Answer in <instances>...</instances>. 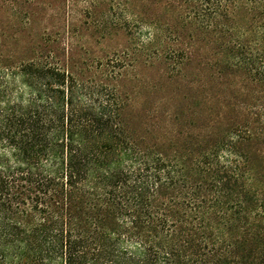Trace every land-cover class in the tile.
Segmentation results:
<instances>
[{"label": "trees", "instance_id": "obj_1", "mask_svg": "<svg viewBox=\"0 0 264 264\" xmlns=\"http://www.w3.org/2000/svg\"><path fill=\"white\" fill-rule=\"evenodd\" d=\"M123 1L90 78L46 34L0 55V264H264V0ZM159 60L204 83L137 107Z\"/></svg>", "mask_w": 264, "mask_h": 264}, {"label": "rangeland", "instance_id": "obj_2", "mask_svg": "<svg viewBox=\"0 0 264 264\" xmlns=\"http://www.w3.org/2000/svg\"><path fill=\"white\" fill-rule=\"evenodd\" d=\"M110 0H43L37 7V15L32 24L19 22L12 16L10 4L0 0V55L11 57L27 54L36 37L59 39L71 47L69 55L83 66L85 77L90 78L92 65L99 56L109 54L114 48L123 46L126 39L114 26L106 25L102 12ZM139 2V0H137ZM118 16L123 12V0H114ZM150 4H154L152 1ZM108 19L106 16L105 20ZM136 37L147 31L132 26ZM86 67H90L86 69ZM128 89L136 100L137 107H148L161 98L175 100L192 93V81L204 83L205 78H172L164 64L155 61L142 65L130 72Z\"/></svg>", "mask_w": 264, "mask_h": 264}]
</instances>
